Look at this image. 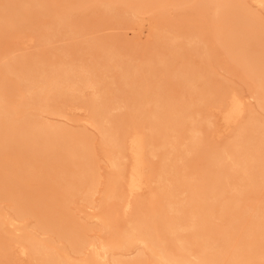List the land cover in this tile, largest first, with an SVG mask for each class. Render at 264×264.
Listing matches in <instances>:
<instances>
[{
    "label": "bare ground",
    "instance_id": "6f19581e",
    "mask_svg": "<svg viewBox=\"0 0 264 264\" xmlns=\"http://www.w3.org/2000/svg\"><path fill=\"white\" fill-rule=\"evenodd\" d=\"M254 2L264 9V0ZM184 6L199 14L202 27L192 21L172 27L168 8ZM88 9L112 14L125 26L134 24L125 16L131 14L140 28L146 27L142 16L153 14L156 25L146 30L157 45L142 65L134 66L123 61L114 44H90V53L112 71L110 83L93 68L62 58L51 63L44 53L18 58L1 51L0 199L11 201L15 219L9 225L32 215L39 230L64 240L75 254L93 252L86 260H72L52 241L22 229L12 241L0 237V253L34 264H147L146 250L162 264H264V208L246 204L264 182V117L254 116L247 102L255 98L264 112V25L235 0H0V41L16 36L50 45L58 36L79 35L74 13ZM207 32L225 51L228 66L251 82L250 98L223 84L213 87L196 65L173 66L170 57L183 56V50L200 54L205 64L213 56L209 44L199 48ZM158 74L171 75L190 100L173 98L167 85H155L150 78ZM87 88L95 92L91 98L82 96ZM70 103L77 104L71 109ZM123 107L128 113L113 114ZM68 108L85 112L83 121L99 132L111 166L101 212L93 217L108 234L104 241L89 240L88 228L69 209L78 194L97 193L100 185L92 140L86 132H70L44 117H65ZM210 110L234 134L219 147L206 138L213 125ZM203 113L205 125L195 117ZM154 158L160 159L158 165ZM154 179L159 184L154 196L138 204L137 197ZM114 198L122 215L136 211L121 231L110 203ZM213 217L223 224H214ZM6 221L0 211V232ZM137 246L144 249L133 260L112 256L115 248Z\"/></svg>",
    "mask_w": 264,
    "mask_h": 264
},
{
    "label": "rangeland",
    "instance_id": "374dc122",
    "mask_svg": "<svg viewBox=\"0 0 264 264\" xmlns=\"http://www.w3.org/2000/svg\"><path fill=\"white\" fill-rule=\"evenodd\" d=\"M55 1L58 2L62 1L63 4L65 3V1L68 3L70 2V0H55ZM235 1L241 2L242 4H246V7L249 10L251 8L250 12L253 11L254 13L253 12L251 13L254 14L255 17L257 16L260 22L264 25V9L259 8L258 5L254 2V0H235ZM191 11L192 10L190 9V6H184L182 8L170 7L167 10V18L168 20H170L169 22L172 23L173 28H181L185 25L187 21H192L194 27H202L203 25L202 22L200 21L199 14L193 13V11L192 12ZM93 12H94L93 9H88L82 12L74 13L75 16L74 20L77 23V26H80L79 28L80 29L82 28L81 30L83 31V32L81 31L79 35L71 36L70 34H67L66 36L65 35L58 36L52 41L50 45L48 44L46 45L41 41H39L38 39H34L32 42L29 43L28 40L24 41L23 39L16 36L7 37L2 39V41H0V52L2 51V53H8L11 54V56L18 58L23 55L35 56L44 53L45 54L44 57L47 58L48 61L51 63H58V61L62 58L66 63H71L76 66H88L90 68H93V71L95 70L94 73L97 76L99 77L103 76V78L107 79L109 83L113 81L112 77L114 75L112 71L102 67L100 63V59H98L97 57L92 55V53H90L91 52L89 49L90 44L94 43L95 41H107L109 43H112L115 45L118 53L122 56L123 61L127 62L131 60V62H127V63H131L134 66L142 65L144 63V60L145 59L147 60L148 56L150 57L152 50H154L155 46L157 45V41L155 37L149 35L150 31L149 32L147 31L149 27L153 28L156 25L157 21L153 14L148 13L142 16V18L144 19L143 26H146L144 27L145 28L144 29V28H140L141 27L140 21L134 19V17L131 14L124 13L126 14L125 16L127 18H131L134 21V24H131L130 26H125L124 23H121L120 19L114 18L112 14H105L104 16H102L99 13L94 14ZM191 13L195 15V17L192 15L194 17L193 19H190L189 16ZM36 20L41 21L42 18H38ZM163 31L165 32V30ZM209 36L210 34L208 32L205 33L204 43H202L199 47L200 49H203L204 47H207L209 44L208 47H210L211 48L210 50H212L211 52L213 53V56L210 57V59H208L205 62V64L201 62L200 54H197L196 52L193 51H189L188 53L186 50H183L181 52L183 56H180V54L176 56V58L169 56L170 58L174 59V60L171 59L173 60L172 61L173 66L175 68H181L184 67V65L187 63L190 65H196V67L200 69L202 68L201 70L203 71H201V73H203V75L209 78L211 85L215 83L223 84L226 88L228 87L229 90H233L234 88L235 91L238 90L239 93L244 97L250 98L252 96V92L254 91L251 82L245 80L244 77L239 75L237 72L233 71L228 66V61L225 55V51L220 45L216 44L214 40L212 41V37ZM180 41L184 42L185 45L187 43V40L185 38H181ZM25 42H27L28 44ZM66 49L67 50L69 49L70 51L71 50H76V51L73 52L71 51L67 55L63 52L66 51ZM78 49H80L79 52ZM147 54L148 56H146ZM143 57L145 58L144 60H142ZM161 75L162 74H158L150 79L151 80L153 79V83L155 85L157 84L167 85L166 90L169 96L172 95L171 97L173 98L183 99L186 101L190 100L191 96L189 94H186L184 90H181L179 87L174 85L175 80L172 78L171 75L169 74H167L168 76L167 75L161 76ZM96 80H98V78ZM98 86L100 89H103L104 87L101 83H99ZM110 87L113 90L116 89L115 88L116 85H112ZM94 93H95L94 90L87 88L83 91L82 96L85 98H91L94 95ZM196 97L197 94L193 96V98ZM247 102L249 103V107L251 108L254 116L261 118L264 117V112L259 108L257 100L255 98H251ZM73 104H77V103H73ZM73 104L70 103L69 105L71 106V109L72 106L74 107ZM71 109L68 108L65 117L64 116L50 117V115H46V114L44 115V117L47 119V122L52 124H57L62 127H66L67 130H69L70 132H75V133L86 132V134H88L92 140L93 155L97 165L98 173L101 176L100 185L97 189V193L93 194L89 192H85V193L82 192L78 194L77 197L74 199L73 204H70L69 209H70V213L80 223L84 224L88 228L87 237L89 238V240L92 239L93 242L104 241V239L108 237V234L101 227L100 221L93 217L97 216L101 212V208L105 200V193H104L105 186L107 179L111 173V166L108 163L109 160L107 158V155L101 148V136L99 132L95 128L88 126L83 121V119L86 118L85 112L74 111ZM195 111H197V109H195ZM126 113H128V109L125 107L120 108L113 112L114 115H124ZM208 116H210L209 119L213 124L211 129L208 128V133L206 134V138L209 139V140L207 139L209 144L213 143V145L215 144L214 145L215 147H219L222 146L227 141H229L230 139H232L234 135L233 132L225 131L223 125L219 121L218 115L215 114L213 110L209 111ZM195 117L202 124L204 125L206 124L204 120L207 117V115H205V113H203V115L199 117L197 116ZM219 132H221L220 136L218 134ZM191 158L193 159V156L192 157L190 156V159ZM17 160L18 161L20 160V156L15 157V162H18ZM123 162L128 164L127 159H124ZM153 163L155 165H158L160 163V159L154 158ZM178 165L183 167L184 162L179 161ZM190 171L191 170L188 169V173H190ZM192 174L193 173H190V175L194 178V175ZM158 186L159 184L154 179L151 186L137 197L138 204L146 205L149 202V200H151V198L154 196V192ZM37 198L40 199L41 196H38ZM248 200L246 204H250L258 208H264V182H261L258 185L256 190H254L251 193V196ZM110 203L114 214L117 216V222L119 223L118 231H121L126 225V221L136 216L135 215L136 211H134L133 209V211L129 212L126 216H124L122 215V213L119 212L120 204L117 198L112 199ZM0 211L1 214L4 216V220L5 221L7 220L6 223L7 222L9 223V221L12 218L15 219V215L11 207V201H9L8 199H3V200L0 199ZM249 213L252 214L251 211H249ZM212 222L216 225L223 224L222 222L218 221L215 217L212 218ZM8 223L5 225L4 230L0 232V237L5 240L12 241L16 237L22 235V231H21L22 229H27L29 232L35 234L42 240L52 241L55 244V246L64 250V252L67 253L72 258V260H79V259L86 260L90 258L89 256L93 252L92 249H89L88 253L86 251V254L82 257L75 254L64 240L59 239L54 234L46 233V232L44 233L41 230H39V227H37V219L35 216L30 215L27 216L24 220H17L14 223V225H9ZM143 249H144L143 246H137L135 248H132L131 250L115 248L111 251V253L112 256H114L117 259L118 258L120 260L125 259L124 261H128L131 259L132 260L135 259V257H137V255H139ZM149 255H150L149 251L146 250L145 258L147 259V264H162L160 262L156 263V261L152 260L151 256ZM0 263L1 264H34V262L30 260V258H22V257L17 258L10 253H4V252L0 253Z\"/></svg>",
    "mask_w": 264,
    "mask_h": 264
}]
</instances>
